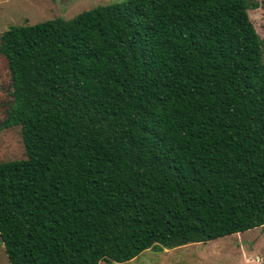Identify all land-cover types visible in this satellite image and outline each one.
<instances>
[{
	"label": "trees",
	"instance_id": "16d2710c",
	"mask_svg": "<svg viewBox=\"0 0 264 264\" xmlns=\"http://www.w3.org/2000/svg\"><path fill=\"white\" fill-rule=\"evenodd\" d=\"M264 0H121L0 34L25 156L10 264L126 262L264 227Z\"/></svg>",
	"mask_w": 264,
	"mask_h": 264
},
{
	"label": "rangeland",
	"instance_id": "374dc122",
	"mask_svg": "<svg viewBox=\"0 0 264 264\" xmlns=\"http://www.w3.org/2000/svg\"><path fill=\"white\" fill-rule=\"evenodd\" d=\"M121 0H0V34L13 24H33L63 17L69 19L95 5ZM261 2L262 0H258ZM254 28L263 41L264 8L249 9ZM10 80L6 59L0 54V122L10 100ZM25 156L18 127L0 131V161ZM0 264H10L0 242ZM99 264H264V227L162 250L146 249L126 262Z\"/></svg>",
	"mask_w": 264,
	"mask_h": 264
}]
</instances>
